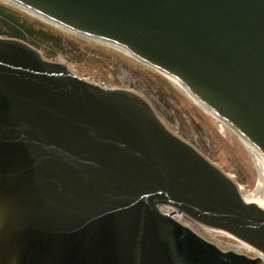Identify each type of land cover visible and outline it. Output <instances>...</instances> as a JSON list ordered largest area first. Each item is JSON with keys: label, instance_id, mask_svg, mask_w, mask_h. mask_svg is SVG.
Listing matches in <instances>:
<instances>
[{"label": "water", "instance_id": "95a60500", "mask_svg": "<svg viewBox=\"0 0 264 264\" xmlns=\"http://www.w3.org/2000/svg\"><path fill=\"white\" fill-rule=\"evenodd\" d=\"M13 1L177 77L264 153V0ZM241 193L256 204L137 93L0 37V264L243 260L210 250L159 204L264 254V198Z\"/></svg>", "mask_w": 264, "mask_h": 264}, {"label": "rangeland", "instance_id": "374dc122", "mask_svg": "<svg viewBox=\"0 0 264 264\" xmlns=\"http://www.w3.org/2000/svg\"><path fill=\"white\" fill-rule=\"evenodd\" d=\"M12 6L0 0V7L18 14L28 22L30 31H26L29 35L27 40L38 47L44 57L60 60L77 74L100 84L107 83L112 87L140 93L174 132L225 171L238 183L242 192L256 190L260 173L243 139L231 129L222 127L166 75L105 43L67 32ZM33 27L45 28L58 40L38 38L32 31ZM195 227L201 235L224 248L239 244V249L244 250L239 242L220 232L198 225Z\"/></svg>", "mask_w": 264, "mask_h": 264}, {"label": "trees", "instance_id": "16d2710c", "mask_svg": "<svg viewBox=\"0 0 264 264\" xmlns=\"http://www.w3.org/2000/svg\"><path fill=\"white\" fill-rule=\"evenodd\" d=\"M9 25H11V27ZM6 26L9 27V31L13 36L20 38L24 37L23 31L27 28V25L24 23V21L19 20L14 14L7 12L3 8H0V34H5L6 29H8ZM32 29L38 38H54V36L47 30L35 27Z\"/></svg>", "mask_w": 264, "mask_h": 264}, {"label": "bare ground", "instance_id": "6f19581e", "mask_svg": "<svg viewBox=\"0 0 264 264\" xmlns=\"http://www.w3.org/2000/svg\"><path fill=\"white\" fill-rule=\"evenodd\" d=\"M122 49V51L126 54H128L126 49L120 48ZM256 165L258 167V171L260 173V182L258 187L256 188L255 191H249V192H245L246 194L254 197V198H264V168L256 161V159L254 158Z\"/></svg>", "mask_w": 264, "mask_h": 264}]
</instances>
